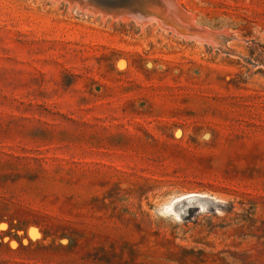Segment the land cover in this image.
<instances>
[{"label": "rangeland", "instance_id": "374dc122", "mask_svg": "<svg viewBox=\"0 0 264 264\" xmlns=\"http://www.w3.org/2000/svg\"><path fill=\"white\" fill-rule=\"evenodd\" d=\"M175 3L0 0V264H264V0Z\"/></svg>", "mask_w": 264, "mask_h": 264}, {"label": "bare ground", "instance_id": "6f19581e", "mask_svg": "<svg viewBox=\"0 0 264 264\" xmlns=\"http://www.w3.org/2000/svg\"><path fill=\"white\" fill-rule=\"evenodd\" d=\"M63 1V0H62ZM70 3H77L83 10H92L88 6L87 0H66ZM155 1V0H154ZM139 5L143 8V14H138L133 13L134 11L130 9H124V7L120 6V9L118 10V13H116V16H113L115 18L122 17L124 18H129V14H134V16H131L134 18V20L141 25L145 26V23L149 22H154L158 27L163 28L165 30H169L171 32H174L176 34H179L183 36V38L187 39H195L196 41L198 40H204V37L202 35H194V33H199L202 34L201 31H198L195 29V25L193 24V19L190 16L189 13H185L182 11L177 5H176V0H165L163 3V6L158 7L152 0H138ZM56 3V2H55ZM161 3V4H162ZM136 4V3H135ZM97 12L100 13H108L109 10L100 8V7H94ZM95 12L94 10H92ZM113 12H110L112 15ZM105 16V15H103ZM210 35H215L216 33H207ZM224 34V33H222ZM204 35V34H203ZM218 35V34H217ZM221 41H208L210 43H213L219 45L222 43L223 37H218V40ZM194 40V41H195ZM199 43V42H198Z\"/></svg>", "mask_w": 264, "mask_h": 264}, {"label": "water", "instance_id": "95a60500", "mask_svg": "<svg viewBox=\"0 0 264 264\" xmlns=\"http://www.w3.org/2000/svg\"><path fill=\"white\" fill-rule=\"evenodd\" d=\"M87 2L89 3L88 4L89 8L94 10L95 12H97V10H95L94 7H100V8L109 10L110 12H113L112 13L113 16H116L115 14L118 13V10L120 9V5H121V7H124V9H130L131 10L133 8L132 7L133 5L131 4V0H87ZM110 12H109V15H111ZM136 12H139V11H136ZM136 12H133V13H136ZM128 16L130 19L133 20V17H131V16H134V14H129ZM138 16H140V15H138ZM194 35H202L204 37V42L205 41H218V37H219V35L213 36L210 34H204L203 35V34H199V33H194ZM221 37H223V36H221Z\"/></svg>", "mask_w": 264, "mask_h": 264}]
</instances>
